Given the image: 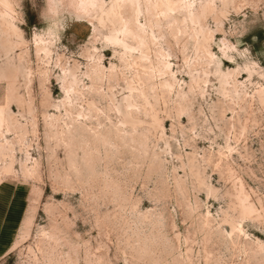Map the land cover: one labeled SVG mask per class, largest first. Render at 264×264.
<instances>
[{"label":"rangeland","instance_id":"obj_1","mask_svg":"<svg viewBox=\"0 0 264 264\" xmlns=\"http://www.w3.org/2000/svg\"><path fill=\"white\" fill-rule=\"evenodd\" d=\"M0 264H264V0H0Z\"/></svg>","mask_w":264,"mask_h":264},{"label":"bare ground","instance_id":"obj_2","mask_svg":"<svg viewBox=\"0 0 264 264\" xmlns=\"http://www.w3.org/2000/svg\"><path fill=\"white\" fill-rule=\"evenodd\" d=\"M241 193H244V189L243 188H241ZM242 199V198H241Z\"/></svg>","mask_w":264,"mask_h":264}]
</instances>
